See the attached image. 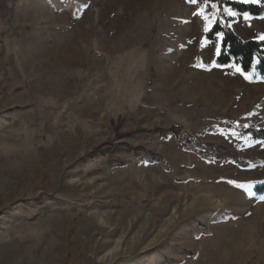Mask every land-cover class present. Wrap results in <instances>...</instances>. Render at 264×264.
I'll return each mask as SVG.
<instances>
[{
    "label": "rangeland",
    "instance_id": "obj_1",
    "mask_svg": "<svg viewBox=\"0 0 264 264\" xmlns=\"http://www.w3.org/2000/svg\"><path fill=\"white\" fill-rule=\"evenodd\" d=\"M201 6L0 0V264H264V79Z\"/></svg>",
    "mask_w": 264,
    "mask_h": 264
},
{
    "label": "trees",
    "instance_id": "obj_2",
    "mask_svg": "<svg viewBox=\"0 0 264 264\" xmlns=\"http://www.w3.org/2000/svg\"><path fill=\"white\" fill-rule=\"evenodd\" d=\"M217 2V0H213ZM220 16L224 17V23H217L212 26V31L208 32L206 38L211 41L217 36V32H223L221 47L222 52L216 58V65L228 66L236 64L246 70L247 74H253L254 78L264 79V40L244 41L231 27H226L228 23L235 22V18L228 17L224 12V7L232 8L238 14H249L251 16H262L264 7L253 4H245L237 1L218 0ZM253 139L264 141V132H253ZM231 160H234L231 158ZM246 167V166H244ZM254 193L264 196V183L254 188Z\"/></svg>",
    "mask_w": 264,
    "mask_h": 264
},
{
    "label": "snow or ice",
    "instance_id": "obj_3",
    "mask_svg": "<svg viewBox=\"0 0 264 264\" xmlns=\"http://www.w3.org/2000/svg\"><path fill=\"white\" fill-rule=\"evenodd\" d=\"M200 2V0H189V3L191 4H198ZM243 3H253V4H258L260 3V0H242ZM206 9H208L209 11H205ZM227 15L235 17L237 15L236 12L232 11L229 8H225L223 10ZM220 13V8L218 7V0L217 2H213V0H202V6L200 7V12L199 13H195L198 16L203 17V20L205 21V25H204V32H210L212 31V26L214 24L217 23H224V17L219 15ZM251 17L245 13L244 14V20H250ZM226 27H231V23H228L225 25ZM216 35L218 37H223L224 33L223 32H217ZM260 40H264V35H261L259 37ZM201 48L208 46V45H212L215 49V54L216 55H220L222 52V47L219 44H215L213 43V41H211L208 38L203 39L201 42ZM235 67V70L238 73H241L245 79H250V76L246 73V70L239 67V66H233ZM228 183L231 184H235L237 187L240 188H244V187H248L251 188V183H249L248 185H244V184H238L236 181H229ZM250 194V193H249ZM262 199H264V197H262Z\"/></svg>",
    "mask_w": 264,
    "mask_h": 264
},
{
    "label": "crops",
    "instance_id": "obj_4",
    "mask_svg": "<svg viewBox=\"0 0 264 264\" xmlns=\"http://www.w3.org/2000/svg\"><path fill=\"white\" fill-rule=\"evenodd\" d=\"M230 1H236V0H230ZM241 1L242 0L237 1V2H241ZM241 3H243V2H241ZM247 4H253V3H247ZM253 5L264 7V0H260V3L253 4ZM225 8H229V7H224L223 10ZM229 9L234 11L232 8H229ZM227 16L231 17V18H235V22L231 23V27H233L234 25H235V27H237L239 24H241L243 26V31H244V36H245L244 41H263V40H260L259 37L261 35H264V14L262 16H251V15H249L251 17V19L247 20V21L244 20V14H238L237 13V15L235 17L229 16V15H227ZM221 42H222V38H221Z\"/></svg>",
    "mask_w": 264,
    "mask_h": 264
}]
</instances>
